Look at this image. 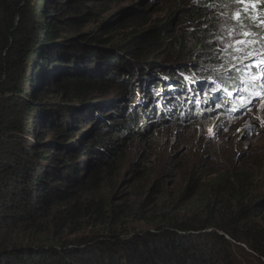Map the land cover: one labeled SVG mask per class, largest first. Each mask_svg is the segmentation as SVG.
I'll return each mask as SVG.
<instances>
[{
  "label": "trees",
  "instance_id": "trees-1",
  "mask_svg": "<svg viewBox=\"0 0 264 264\" xmlns=\"http://www.w3.org/2000/svg\"><path fill=\"white\" fill-rule=\"evenodd\" d=\"M220 1L181 0L182 8H176L167 22L133 35V43L129 47L126 46L131 41L125 44L124 53L126 49L134 51L135 58L144 60L136 54L141 49H161L167 56L185 52L209 65L219 51L216 38L219 16L224 11ZM31 3L32 0H0V264H237L231 252L233 242L243 244L256 264H264V195L252 199L248 180L237 171L204 180L205 185L193 181L184 199L195 198L197 202L188 215H172L171 208L160 215L161 224L152 231L122 236L115 230L113 226L119 224L125 207L107 205L98 192L105 180L112 179L126 140L130 136L145 137L144 130L136 129L135 118L123 115L122 108L114 110L119 103L108 104L113 110V122L98 121L95 132L83 135L74 131L80 136L76 141L72 130L91 117H75L71 108L74 120H62L60 124L47 123L43 116L34 117L33 124H39L42 133L47 129L55 131L51 140L36 130L31 140L25 138L22 121L33 110L34 95L40 87L37 82L51 77L53 88H44V95L58 93L71 102L92 100L98 93L109 92L105 87L107 75L100 73L98 79L92 78L93 73L68 76L64 64L56 71L54 64L62 61L60 51L65 50L57 44L43 51L36 48L42 43L41 35L47 43L53 41L54 29L46 14L48 4L41 3L40 22ZM256 10L263 12L264 4H258ZM141 18H127L120 28L138 27ZM91 39L103 42L95 36ZM80 52L75 50L74 54ZM100 54L88 52L85 62L94 61L96 56L98 59ZM126 54L131 56V52ZM28 61L34 71L24 77L30 85L29 95L18 90V80L28 68ZM128 66L126 62L120 64L121 70ZM182 71L186 72V68ZM167 72L161 71L149 86L143 82L142 93L150 96L151 89L162 85V77H166L163 81L175 78L184 85L173 72L165 76ZM57 73L60 79L55 77ZM185 75L190 79V74ZM117 86L127 88L121 80ZM179 89L181 86L174 93ZM163 96L158 95L156 100ZM148 112L140 109L136 114L146 122ZM200 184L207 187L206 192L201 191ZM142 212L139 220L150 221ZM13 230L21 232L20 239L5 238V233ZM83 231L88 234L81 235ZM70 236H74L73 240ZM246 262L251 263L248 259Z\"/></svg>",
  "mask_w": 264,
  "mask_h": 264
},
{
  "label": "rangeland",
  "instance_id": "rangeland-1",
  "mask_svg": "<svg viewBox=\"0 0 264 264\" xmlns=\"http://www.w3.org/2000/svg\"><path fill=\"white\" fill-rule=\"evenodd\" d=\"M43 1L44 5L48 4L46 14L50 17L49 22L54 29V39L47 43V38L41 35L39 40L42 43L36 44V48L43 51L49 45L57 44L60 46L59 49H64L65 52L60 51L62 63L54 64L56 71L64 64L68 69L66 73L68 76L93 73L92 78L98 79L100 73L102 76L107 75L109 81L107 80L104 86L109 88V92L98 93L92 100L71 102L58 93L44 95V88H53L51 77L37 82V87L42 88L39 87L38 92H35L32 112L23 118L24 136L31 140V134L36 130L41 131L40 136L44 134L43 137L51 140L56 136L55 131L47 129L42 133L39 124H33L34 117L43 116L47 123L51 121L60 124L62 120H74L73 115L69 113L70 108L75 112V117L84 114L88 118L91 117L88 121L80 119L83 122L72 130L73 133L81 132L83 135L95 132L99 122H103L104 119H108V122L115 120L111 113L113 110L108 108L112 101L119 103L114 110H124L123 115L135 118L138 123L136 129L144 130L145 137L137 139L130 136L126 140L125 149L115 164L112 179L105 180L98 192V196L105 199L107 205H124L125 213L118 218L119 224L113 226L119 234L130 236L152 231L161 224L160 215L171 211V208H174L171 214L180 217L193 212L197 199L192 198L188 201L184 199L193 181L205 185L204 180L237 171L248 180L252 199L264 195V126L261 124L264 120V100L259 98L247 108L237 109L235 112L229 108L225 109L217 97L213 96L212 100L209 97L213 90L224 93L211 81L215 78L225 84V78L228 76L224 73L217 75L213 69L229 57L221 53L207 65L199 63L194 55L185 52L167 56L161 49H141L136 54L144 60L135 58L134 51L126 49V53L131 52V56L124 53V48L133 43V35L145 31L148 26L167 22L176 8H182L181 0H32V12L40 22L43 21L40 13ZM220 3L224 11H221L219 16L220 25L216 38L218 49L221 44L219 37L223 36L224 42H229L227 32L234 26L231 16L241 8L234 0H222ZM247 7V16L264 17V11L252 9L251 5ZM135 15L142 17L137 23L138 27L122 30L120 28L122 22ZM244 23L251 31L259 34L251 39L264 36V30L253 27L249 19L245 18ZM239 31L237 26V32ZM94 36L103 42L96 43L91 39ZM77 43H80V46H75ZM255 47L264 48V40H260ZM75 50H81L80 54L75 55ZM88 52L102 53L98 59L96 56L94 61L86 63L84 55ZM75 57L77 59H73ZM125 62L129 68L121 70L120 64L123 65ZM27 66L24 75L18 80L20 82L18 90L29 95L30 85L24 77L34 71L30 61ZM183 68H186L187 73L182 71ZM163 70L168 71L165 76L169 72L179 76L184 85H179L175 78L163 81L166 77H162V85L158 89L152 90L149 87L153 93L151 92L150 96L143 94L140 85L147 82L149 86ZM185 74H190V79L183 80L186 78ZM60 75L57 73L55 77L60 79ZM231 76L232 79L227 84L229 87L243 78L237 72H233ZM145 77L146 79H143ZM120 80L127 87L126 90L117 86ZM43 83L45 85L41 86ZM177 86H181L179 94L174 93ZM116 87L120 91L116 90ZM163 94L162 98L158 97L156 100L158 95ZM194 99L197 101L193 102ZM237 100L240 101V98ZM145 104L147 106H144ZM158 106L163 108L160 110ZM140 109L149 111L150 117L147 116L146 122L136 114ZM131 113L134 115L131 116ZM101 118L103 120H100ZM77 133H74V141L80 137L76 136ZM204 185L201 188L202 192L207 191ZM140 211H143V216L150 218V221L139 220ZM83 232L81 235L88 234L87 231ZM20 234V231H7L5 238L20 239ZM68 238L73 240L74 236ZM247 251L243 244L231 243V252L237 264H247V259L250 264H256Z\"/></svg>",
  "mask_w": 264,
  "mask_h": 264
},
{
  "label": "snow or ice",
  "instance_id": "snow-or-ice-1",
  "mask_svg": "<svg viewBox=\"0 0 264 264\" xmlns=\"http://www.w3.org/2000/svg\"><path fill=\"white\" fill-rule=\"evenodd\" d=\"M234 2L241 5V8L231 16L234 26L229 28L227 32L230 40L225 43V38L223 36L219 37L218 39L221 41L219 51L214 53V58H218L223 53L229 59L219 63L213 71L217 75L224 73L229 79H232L231 74L233 72L242 75L243 78L240 82L245 84L244 91H251L253 94L252 98L247 101L243 96L240 97L244 101L241 107H247L248 104L252 103V99L256 97L264 100V91H256L257 87L264 89V48L257 49L255 47L260 43V40H264V36L259 37V39H251V37L259 36V34L251 31L244 20L247 18L251 21L253 27L264 30V17L260 15L247 16L248 5H251L252 9H256L258 4H264V0H234ZM237 26L240 29L239 32H237ZM237 36L240 38H236ZM233 110L236 111V109ZM261 124L264 126V120L261 121Z\"/></svg>",
  "mask_w": 264,
  "mask_h": 264
},
{
  "label": "clouds",
  "instance_id": "clouds-1",
  "mask_svg": "<svg viewBox=\"0 0 264 264\" xmlns=\"http://www.w3.org/2000/svg\"><path fill=\"white\" fill-rule=\"evenodd\" d=\"M229 80L230 79H228V78H225V84L224 83H222L219 79H215V78H213V80L211 81L212 82V84L214 85V86H216V87H218V86H220V87H223L224 89H223V91H224V93H228L229 91H234V90H232V87H234L235 86V83L236 82H234V83H232V87H229L227 84H228V82H229ZM232 81H234V79L232 80ZM238 87L239 88H242V87H240V85H238ZM243 89V91H244V88H242ZM214 91V90H213ZM212 91V95L211 96H209L210 97V100H212V98H213V96H215V97H219L220 96V93H218V92H213ZM215 94H217V95H215ZM242 95V93L241 94H239V96H241ZM236 97L235 99H234V103L235 104H237V103H239V101L237 100V99H239L240 97ZM257 99H259V97H257V98H254L253 100H252V102L253 101H255V100H257ZM248 100V98L246 99V101ZM193 102H196V101H194V100H192ZM252 104V103H251ZM251 104H248L247 105V107L248 106H250ZM145 106V105H144ZM246 107V108H247Z\"/></svg>",
  "mask_w": 264,
  "mask_h": 264
},
{
  "label": "water",
  "instance_id": "water-1",
  "mask_svg": "<svg viewBox=\"0 0 264 264\" xmlns=\"http://www.w3.org/2000/svg\"><path fill=\"white\" fill-rule=\"evenodd\" d=\"M79 44H80V43H77L75 46H80Z\"/></svg>",
  "mask_w": 264,
  "mask_h": 264
}]
</instances>
